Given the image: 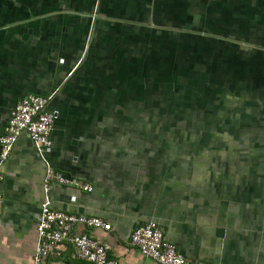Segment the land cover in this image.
Wrapping results in <instances>:
<instances>
[{
  "label": "crops",
  "instance_id": "0c3cea01",
  "mask_svg": "<svg viewBox=\"0 0 264 264\" xmlns=\"http://www.w3.org/2000/svg\"><path fill=\"white\" fill-rule=\"evenodd\" d=\"M28 95L50 147L20 134L1 166L0 264H30L45 164L90 185L46 198L108 222L76 231L117 264H156L128 244L148 221L188 260L264 264V0H0V135Z\"/></svg>",
  "mask_w": 264,
  "mask_h": 264
},
{
  "label": "built area",
  "instance_id": "2783aa9c",
  "mask_svg": "<svg viewBox=\"0 0 264 264\" xmlns=\"http://www.w3.org/2000/svg\"><path fill=\"white\" fill-rule=\"evenodd\" d=\"M47 100L46 97L28 95L19 99L9 111L6 125L0 135V181L1 166L20 134L28 137L40 156L41 152L50 147L53 116L45 110ZM51 184L74 187L84 193L92 191L88 183L66 178L45 164L41 182L43 200L39 204L36 217L35 247L30 264H46L48 260L61 258L62 246H68L72 257L82 264H117L116 260L109 256L110 246L106 242L76 231L81 228L107 233L110 231L109 223L99 217L52 209L46 198ZM128 244L156 264H207L203 261L188 260L177 253L175 247L163 238L160 229L152 221L136 226L130 233Z\"/></svg>",
  "mask_w": 264,
  "mask_h": 264
}]
</instances>
